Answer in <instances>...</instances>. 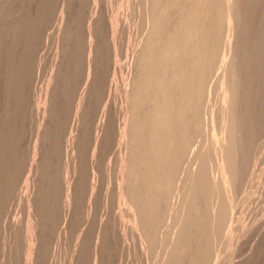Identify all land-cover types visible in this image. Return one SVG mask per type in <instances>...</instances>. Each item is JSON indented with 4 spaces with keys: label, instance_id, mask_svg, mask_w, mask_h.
I'll return each mask as SVG.
<instances>
[{
    "label": "bare ground",
    "instance_id": "obj_1",
    "mask_svg": "<svg viewBox=\"0 0 264 264\" xmlns=\"http://www.w3.org/2000/svg\"><path fill=\"white\" fill-rule=\"evenodd\" d=\"M82 1L0 0V264H48L71 228L66 264H108L117 224L118 245L128 232L152 264H258L264 229L249 253L239 248L245 258L228 242L245 211V177L264 171L257 161L248 170L264 137V0H131L140 34L121 88L113 15L100 19L97 0L84 11ZM113 138L106 170L118 222L94 215L106 204L101 158ZM15 201L23 216L10 220Z\"/></svg>",
    "mask_w": 264,
    "mask_h": 264
},
{
    "label": "rangeland",
    "instance_id": "obj_2",
    "mask_svg": "<svg viewBox=\"0 0 264 264\" xmlns=\"http://www.w3.org/2000/svg\"><path fill=\"white\" fill-rule=\"evenodd\" d=\"M101 1V2H100ZM125 1L126 0H97V7H96V11H97V13L98 14H96V16L98 17V18H100V19H104L105 18V20H107L108 19V17L112 14L113 15V18H114V23L112 24V28H113V30H114V32L116 33V39H117V52L118 53H116V55H113L114 56V65L116 64V67H122V68H118L119 70H121V72L118 70L117 71V73L118 74H116V76H117V80H119V81H121V78H122V81H123V79H124V77H123V74L122 73H124V75H125V78H126V75H127V70L126 69H128V68H125V67H128L129 66V59H131V56H128V55H130L131 53H132V49L131 48H133V46L135 45V42H136V39H137V37L139 36V34H140V27H139V23L137 22L138 21V14H137V10L133 7V5H132V2H131V0H129L128 2V4H127V8H125L126 10H123L122 11V7L124 6V4H125ZM132 1H134V0H132ZM83 2V1H82ZM131 2V3H130ZM87 5V2L84 0V2L82 3V9H83V11L85 10V4ZM101 5V6H100ZM84 6V7H83ZM131 7H132V9L134 10H136V12L134 11L133 12V10L131 9ZM129 8V9H128ZM97 9H99V11H100V13H99V11L97 10ZM103 9V10H102ZM130 10H132L131 12H130ZM130 12V13H136L134 16H131L130 17V13H128V12ZM121 12H123L122 13V15H121ZM83 13V12H82ZM133 13L131 14V15H133ZM126 14V15H125ZM126 16H127V18H126ZM137 19V21H136V19ZM84 18V17H83ZM125 18L127 19V20H125ZM129 18L130 19H132L134 22H131L130 20H129ZM125 22H124V21ZM81 21H82V19H81ZM127 21H129V22H127ZM53 23V22H52ZM52 23L50 24V26H49V29H48V31L49 32H51L52 30L51 29H53L52 28ZM125 23V24H124ZM131 25H130V24ZM133 23V24H132ZM81 25H80V29L82 28V23H80ZM127 25V26H126ZM130 27H129V26ZM125 26V27H124ZM131 28V29H130ZM128 29L130 30L129 32H128ZM51 30V31H50ZM131 30H133L132 31V34L133 35H131ZM139 32H138V31ZM124 31V32H123ZM136 32V34H137V37L135 36L136 34H135V32ZM128 33V35H126ZM130 33V34H129ZM126 35V36H125ZM125 37V38H124ZM127 37V38H126ZM135 37V38H134ZM132 38V40H131V43H130V39ZM126 40V42H127V45H126V42H124ZM134 40V41H133ZM134 42V43H133ZM48 44H49V42H48ZM48 44H47V46H45V44L41 47V49L38 51V54L41 56V61L44 63V65H45V62L47 61V60H50V58H51V52H48V51H52L51 50V44H49V46H48ZM124 44V45H123ZM133 44V45H132ZM45 47V48H44ZM125 47V48H124ZM129 47V49H127ZM124 48V49H123ZM48 50V51H47ZM127 50V51H126ZM129 50H130V52H129ZM47 51V52H46ZM44 52H46L47 53V55H48V57H49V59H47V60H44L45 58H48V57H46L47 55H46V53H44ZM128 54V55H127ZM43 55V56H42ZM45 57V58H44ZM127 57H129V59H127ZM127 60H126V59ZM118 60V61H117ZM123 60H124V62H123ZM127 62H126V61ZM118 63H117V62ZM121 61V62H120ZM41 62V64H40V66L36 69V73H37V82H39V79H41L40 80V82L38 83V87L40 86H43L44 85V83H45V81H46V79H47V77H48V74H49V72H47V71H49V68H48V64H49V61H47L48 63H46V65L47 66H45L44 68H43V63ZM120 62V63H119ZM118 64V65H117ZM120 64V65H119ZM125 64V65H124ZM123 65V66H122ZM124 69H125V72H124ZM40 70H41V72L43 73V71L45 70V72H44V74H42V73H40ZM47 70V71H46ZM122 70H123V72H122ZM42 74V75H41ZM41 75V76H40ZM122 75V76H121ZM44 78V79H43ZM46 78V79H45ZM122 81L121 82H119L118 83V81H117V86L119 87V88H121V86H122ZM120 92H115V93H113L112 94V97H113V99H116V100H114V101H112L113 99H112V97H111V99H110V103H109V105L111 106V105H114L113 107H115V108H112V106L109 108V116L111 117V118H113V119H116L115 120V122H114V120L113 119H111L110 117V121H109V125L111 124V126H110V128H113V126L115 125V130H116V132L115 133H117L118 132V129H119V126H120V123H119V121H118V118H116V116L117 117H119L120 116V114H118V111L120 110L117 106H121L118 102H120V100H119V94ZM117 94H118V96H117ZM117 98H118V100H117ZM116 101V105L117 106H115V103H113V102H115ZM111 103H113V104H111ZM119 104V105H118ZM112 109H115V110H117V111H115V110H113V111H111ZM92 111H94V110H92ZM112 112V113H111ZM117 112V113H116ZM116 113V114H115ZM120 113V112H119ZM112 114H114V115H116L115 116V118H114V115H112ZM118 114V115H117ZM113 121V122H112ZM118 121V122H117ZM113 123H114V125H113ZM263 126V125H262ZM264 127V126H263ZM262 128V127H261ZM261 131H263V128L261 129ZM264 132V131H263ZM261 134L262 133H260L259 132V136H260V138L262 137V138H264L263 136H261ZM263 135V134H262ZM258 136V137H259ZM262 138L261 139H257L258 141L256 142V144L258 143V142H260V144L258 143L257 145L255 144L254 145V148L256 149V150H253V153H252V159H253V155H254V151H257L258 150V152L257 153H255V154H257V155H254V156H258L259 154L258 153H260L261 154V157H260V155L258 156V159H260V161H261V158H262V162H260L258 159H257V157H254V158H256V160H254L253 159V162L251 161V162H249V165H248V167L252 164V166H251V168H248V170L249 169H252V168H254V162L255 161H259L260 163H262V164H260L259 165V162L257 163V162H255L256 163V169H258V167H259V169L258 170H261V171H263L264 170V151H261V149L263 150L264 149V141L262 140ZM114 139V138H113ZM261 141H263V143H261ZM111 142V141H110ZM195 143L197 144V146H198V142H196L195 141ZM193 144L192 146H191V150L189 151V154H190V152L191 151H193L194 149H195V147H197L196 146V144ZM263 144V145H262ZM110 145H112V146H109L108 148H110V151L109 150H106V152H105V155L101 158V159H106V158H108V160L106 159V160H104V162H106V164L103 162V160H101V163L103 164H101V171H102V173H101V176L102 175H104V174H106V171H107V174H106V176L109 178H107V177H103V179H105L106 180V182H105V180H103L104 182H102V184L104 185V183H105V187L102 185V187H104V190H103V188L100 190L101 192H102V190H103V193L101 194H99V196L101 195V199H100V197L98 196V203H99V205H100V203H102L101 201H103L104 200V202H105V200H106V204H101V206H98V205H96V209H94V215L98 218V216H99V218H102V219H104V220H106V219H109V218H107L106 216H108V217H110V216H112V217H114L113 219H116V221L118 222L120 219V209L118 208V206H117V204L116 203H114V200H113V198H114V192H115V189H116V182H115V179H114V176H113V172L111 171L110 172V174H108L109 172H108V170H106L107 169V167H109V165H110V167L111 166H113L114 167V162H115V158H116V153H114L115 151H116V141H115V139L113 140V143L111 142V144ZM258 145H260V146H258ZM256 146H258V147H261V148H259V149H257L258 147H256ZM253 148V149H254ZM114 150V151H113ZM260 151V152H259ZM108 152L111 154L110 156L108 155H106V154H108ZM262 152V153H261ZM113 153V154H112ZM263 156V157H262ZM188 159H186V161L184 162V166H186V162L188 163V161H187ZM111 161V162H110ZM109 162V163H108ZM257 165H258V167H257ZM102 166H105V169H104V167L102 168ZM183 166V167H184ZM260 166L262 167V168H260ZM112 167V168H113ZM106 170L105 171V173H104V170ZM251 170H249V172H250ZM258 173H260V171L258 172ZM256 174H257V172H256ZM112 175V176H111ZM250 175V174H249ZM260 176L258 177V178H254L253 180L255 181H252L251 180V176L249 177V181L247 182V180H248V176L247 177H245V182L248 184H246L245 182H243V183H245V184H243L244 186H246V187H244L243 185H242V187H244V188H242V192H241V190H240V194H238V199H239V201H240V203H242L241 201L244 199V201H243V204H241V211L242 210H245V211H243L242 213H239V216H241V220H240V222H239V226H238V229H237V231H236V233H235V235L229 240V242H228V252H229V254H231V253H233V251L234 250H236V251H238L239 253H240V249H242V245L243 244H245V243H247L246 244V246H244L243 245V247H245V249H246V247H247V249H246V252H248L249 253V246H251L252 244H253V242H254V240L255 239H257L255 242L256 243H258V241L260 240V238H261V233H260V231L261 230H263L264 229V171H263V173H260L259 174ZM252 181V183H250ZM110 183V184H109ZM254 183V184H253ZM250 184H253V185H250ZM101 187V186H100ZM248 187H250L249 189H248ZM247 188V189H246ZM244 189H246V190H244ZM106 190V191H105ZM110 191V192H109ZM250 192H252V193H250ZM108 193V194H107ZM246 193V194H245ZM249 193H250V197H249ZM245 194V195H244ZM240 195V196H239ZM245 196V197H244ZM102 197H103V199H102ZM110 197V198H109ZM244 197V198H243ZM253 197V199H252V201L250 200V202L252 203H249V198H252ZM107 198H109V199H111V200H109V203L111 204V201L113 202L111 205L108 203V200H107ZM242 198V199H241ZM245 200H248V201H245ZM14 203H16V205L14 206V204H13V207H12V217H10V220H12L13 218H16V219H18V218H22V216H23V214H22V208H19V207H22L21 206V202H19V201H15ZM108 203V204H107ZM97 204V203H96ZM247 204V205H246ZM110 205V207H108ZM116 205V206H115ZM246 206V208L244 209V207ZM249 206H252V207H249ZM97 207H100V208H98L100 211H101V213H100V211L99 212H96V214H95V210H97L98 211V209H97ZM115 208L116 207V210L114 211V213H111L113 210H110L111 208ZM105 208V209H104ZM108 208H110V209H108ZM248 208V209H247ZM249 208H250V210H249ZM15 209V210H14ZM118 209V210H117ZM104 210H105V212H104ZM109 210V211H108ZM247 210V211H246ZM118 211V212H117ZM240 211V212H241ZM109 212V213H108ZM116 212V213H115ZM246 212V213H245ZM99 213V214H98ZM97 214H98V216H97ZM102 214V215H101ZM245 214V215H244ZM114 215V216H113ZM117 215H118V217H117ZM96 217H93V221L94 222H96L98 219L96 218ZM111 217V218H112ZM95 218V219H94ZM97 219V220H96ZM113 219H109L110 221H112ZM119 219V220H118ZM98 222V221H97ZM96 222V223H97ZM92 223V222H91ZM91 226H94L95 227V223H92L91 224ZM60 227L62 228V226L61 225H59V230H60ZM91 229H92V231L94 230V228L93 227H90ZM64 229V228H63ZM69 230V229H68ZM73 230H74V228H73ZM72 231V228H71V230H70V232ZM92 231H91V233H92ZM115 231H116V237L114 238V244H113V246H112V250H111V254H110V261L108 262V264H123V262H124V264H152L153 263V260H154V258H152V257H154V256H150L151 258H149L148 260H145L144 259V257H143V255H142V253H140L141 251H140V249H139V247L137 248V246H136V243H137V241H136V239H133L131 236H130V234L128 233V232H126V236H125V238L127 237V239H126V243L124 244V247H122L120 244L118 245V241H119V237H120V227L118 226V224L116 225V227H115ZM70 232H66V234H64V233H62L60 236H59V238H57L56 240H55V242H54V255H53V257L49 260V262H48V264H66V262H67V257H68V252H69V250L68 249H70V247L72 246V244L75 242V240H76V238H72L71 237V235L72 234H70ZM74 231H72V233H73ZM262 232V231H261ZM77 233V232H76ZM263 234H264V230H263ZM262 234V235H263ZM65 235V236H64ZM74 236H76V234H73ZM257 235H259V236H257ZM68 236V237H67ZM62 237H64V238H62ZM67 237V238H66ZM62 238V239H61ZM131 238H132V240H131ZM56 241L57 242H59V243H56ZM61 241H62V243H63V246H64V248H63V246H62V244H60L61 243ZM128 241V242H127ZM73 242V243H72ZM135 242V244H133ZM251 244H250V243ZM254 242V244L256 245V243ZM70 244V245H68V244ZM248 243H249V245H248ZM59 244V245H58ZM130 244V245H129ZM253 244V245H254ZM68 245V246H67ZM128 245V246H127ZM133 246V247H131L130 248V246ZM62 246V247H61ZM67 246V247H66ZM120 246H121V248L122 249H118V247L120 248ZM59 247V248H58ZM125 247H127V248H125ZM61 248L62 249H65V251L63 250H61ZM134 248V249H133ZM240 248V249H239ZM60 249V250H59ZM118 249V250H117ZM133 249V250H132ZM137 249H138V251L139 252H137ZM244 249V250H245ZM67 250V251H66ZM124 250H125V252H124ZM129 250V251H128ZM243 250V251H244ZM57 251H59V252H57ZM117 251H118V253H117ZM243 251H241V253L243 252ZM62 252H64L63 254H61ZM128 252V254H125V253H127ZM132 252V253H131ZM136 252V253H135ZM262 252H264L263 250H262ZM262 252H261V256L259 257V259L261 260L262 258V261H259L258 262V264H264V254H262ZM57 253V254H56ZM121 255H120V254ZM131 253V254H130ZM239 253H237V259L236 260H238V259H240V257L241 258H245L247 255H246V253H243V255H241V253H240V255L241 256H239V258H238V254ZM59 254H60V256H59ZM123 254H125L124 255V257H123ZM137 255V256H135V255ZM139 254H140V256H139ZM64 255V256H63ZM67 257H66V256ZM121 257V261H120V258L118 257ZM133 255H134V257H133ZM153 255V254H152ZM246 255V256H245ZM56 256V257H55ZM129 256V257H128ZM139 256V257H138ZM243 256V257H242ZM58 257L60 258L59 260H57L58 259ZM116 257H118V258H116ZM126 257V258H125ZM132 257H133V259H132ZM141 257V258H140ZM55 258V259H54ZM128 258H129V260H128ZM135 258V259H134ZM140 258V259H139ZM118 259V260H117ZM144 259V260H143ZM151 259V260H150ZM153 259V260H152ZM56 261V262H53V261ZM64 262H62V261ZM123 260V261H122ZM127 260V261H126ZM134 260V261H133ZM135 260H137V261H135ZM140 260V261H139ZM242 260V259H241ZM20 261H21V259L18 261V263L17 264H20ZM120 261V262H119ZM130 261V263H128ZM240 261V260H239ZM118 262V263H117ZM136 262V263H135ZM147 262V263H146ZM21 264H22V261H21Z\"/></svg>",
    "mask_w": 264,
    "mask_h": 264
}]
</instances>
